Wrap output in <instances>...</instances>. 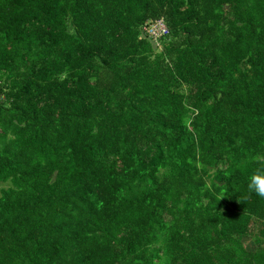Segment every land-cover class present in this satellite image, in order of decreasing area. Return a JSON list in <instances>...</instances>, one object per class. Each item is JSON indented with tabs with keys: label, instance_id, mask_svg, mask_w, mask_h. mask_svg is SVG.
<instances>
[{
	"label": "trees",
	"instance_id": "trees-1",
	"mask_svg": "<svg viewBox=\"0 0 264 264\" xmlns=\"http://www.w3.org/2000/svg\"><path fill=\"white\" fill-rule=\"evenodd\" d=\"M262 168L264 0H0V264H264Z\"/></svg>",
	"mask_w": 264,
	"mask_h": 264
},
{
	"label": "clouds",
	"instance_id": "clouds-1",
	"mask_svg": "<svg viewBox=\"0 0 264 264\" xmlns=\"http://www.w3.org/2000/svg\"><path fill=\"white\" fill-rule=\"evenodd\" d=\"M247 188L249 193L264 197V168L251 174Z\"/></svg>",
	"mask_w": 264,
	"mask_h": 264
},
{
	"label": "built area",
	"instance_id": "built-area-1",
	"mask_svg": "<svg viewBox=\"0 0 264 264\" xmlns=\"http://www.w3.org/2000/svg\"><path fill=\"white\" fill-rule=\"evenodd\" d=\"M144 31L153 39H158L168 34V30L161 20H157L147 27H144Z\"/></svg>",
	"mask_w": 264,
	"mask_h": 264
},
{
	"label": "rangeland",
	"instance_id": "rangeland-1",
	"mask_svg": "<svg viewBox=\"0 0 264 264\" xmlns=\"http://www.w3.org/2000/svg\"><path fill=\"white\" fill-rule=\"evenodd\" d=\"M1 187L4 188V187H6V185H2Z\"/></svg>",
	"mask_w": 264,
	"mask_h": 264
}]
</instances>
